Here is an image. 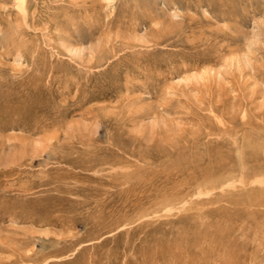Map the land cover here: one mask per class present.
Returning a JSON list of instances; mask_svg holds the SVG:
<instances>
[{
	"label": "rangeland",
	"instance_id": "1",
	"mask_svg": "<svg viewBox=\"0 0 264 264\" xmlns=\"http://www.w3.org/2000/svg\"><path fill=\"white\" fill-rule=\"evenodd\" d=\"M27 1L0 25V264H264V182L237 192L264 178V0Z\"/></svg>",
	"mask_w": 264,
	"mask_h": 264
},
{
	"label": "bare ground",
	"instance_id": "2",
	"mask_svg": "<svg viewBox=\"0 0 264 264\" xmlns=\"http://www.w3.org/2000/svg\"><path fill=\"white\" fill-rule=\"evenodd\" d=\"M11 7H8L6 5H4L2 8H0V25L7 27L5 32H8V34L11 36H14L15 38V34L21 29L23 28H30L31 25H33L34 23H37L39 20L37 18V16L32 12L30 5L28 4L27 0H12L11 1ZM50 23H43V28H47L49 26ZM55 25H57L56 22H54ZM2 28V27H0ZM249 180V179H248ZM246 179H240L238 182L240 184V186L242 187V189L237 190V192H241L242 190H246L249 191L250 189H252V185L256 182H264V178H257V179H250L249 181ZM247 185V187H246ZM236 184L234 182L232 183H221L220 186H218L216 189H219V191H227V189H233L237 188L235 187ZM244 187V188H243ZM213 192L209 189H200L199 191H197L196 193V197H200V196H206L208 197L210 194H212ZM181 199V198H180ZM191 199V198H190ZM185 201V200H184ZM188 201H185V203ZM187 204V203H186ZM184 205V203H183ZM168 208V209H167ZM170 208V209H169ZM167 210L170 212L173 208L172 207H166Z\"/></svg>",
	"mask_w": 264,
	"mask_h": 264
}]
</instances>
